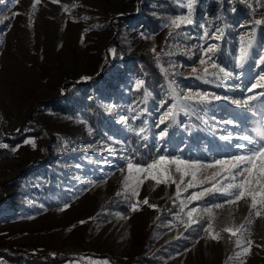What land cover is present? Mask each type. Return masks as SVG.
<instances>
[{
  "label": "rangeland",
  "instance_id": "1",
  "mask_svg": "<svg viewBox=\"0 0 264 264\" xmlns=\"http://www.w3.org/2000/svg\"><path fill=\"white\" fill-rule=\"evenodd\" d=\"M33 2L0 3V138L25 123L42 127L16 144L19 150L12 156L0 158V264H14L13 252L24 257L72 254L74 259L64 264H240V259L264 264V248L255 246L264 245V216L245 224L255 244L241 258L237 237L230 245L202 238L172 248V242L185 241L180 220L187 223L192 207L198 209L194 217L208 221L203 209L212 208L216 228L225 226L230 212L228 226L245 223L249 204L216 209L225 200L218 193L187 202L179 212L182 200L210 183L188 192L182 185L173 204L174 184L145 180L140 199L147 196L157 210L140 205L132 212L131 202L117 195L129 175V159L139 165L151 162L132 160V140L152 145L156 158L208 165L246 154L247 149L236 147L248 144L241 136L259 139L264 98L249 101L251 110L232 101L264 91H248L264 76V64L258 63L264 55V25L254 24L264 18V0H196L193 23L180 28L167 25L187 14L181 6L187 0H42L35 11ZM209 45L215 46L212 60L232 76L212 68L207 57L200 64L202 49ZM242 48L248 52L243 67ZM133 53L153 58L162 76L157 94L145 85L142 62ZM138 80L144 81L139 88ZM94 99L107 115L106 125L89 120L86 106ZM169 109L176 111L175 120L165 117L161 124ZM141 127L145 132L137 135ZM164 128L167 135L160 140ZM32 138L35 149L24 144ZM213 171L219 166L206 169ZM166 203L173 210L166 220L159 219ZM65 204L70 206L61 211Z\"/></svg>",
  "mask_w": 264,
  "mask_h": 264
},
{
  "label": "snow or ice",
  "instance_id": "2",
  "mask_svg": "<svg viewBox=\"0 0 264 264\" xmlns=\"http://www.w3.org/2000/svg\"><path fill=\"white\" fill-rule=\"evenodd\" d=\"M3 0H0L2 3ZM52 3H59L60 0H51ZM42 0H34L32 4V9L35 11L36 6L41 4ZM196 3V0H187L186 4H182V7H186L188 9L187 14L180 15L175 17L170 21L168 27L172 28H180L182 24H191L193 20L191 19L193 4ZM65 10H67L68 6L64 5ZM235 11V9H233ZM15 15H19V13H14ZM87 19V17H85ZM254 24L257 26L264 25V18H256L254 20ZM30 26H31V17H30ZM88 29H85L87 32ZM208 34L205 33V36ZM218 38V37H217ZM84 37L81 36V43L83 44ZM252 47L251 41L249 42L248 48ZM110 52L115 54L114 49H110ZM155 52V49H153ZM215 52V46L209 45L206 48L202 49L203 56L200 59V64L204 65L206 63L203 57H207L211 62L212 68H219V66L212 60V54ZM242 55L240 57V66L243 67V62L246 61L248 57L247 49H241ZM258 63L264 64V55L259 57ZM196 69H193L195 72ZM205 71L207 69L205 68ZM219 71L224 74L225 77L232 76L231 72L225 71L223 68H219ZM137 87L139 88L144 84L143 80H138ZM255 89H264V76H260L259 80L256 83L252 84L248 89L249 92H252ZM199 95V94H197ZM258 97L264 98V91L257 92L256 96H249L247 100H233L232 103L245 107L248 106L249 110H251V106L249 105V101L256 99ZM185 99H192V96H186ZM217 100L220 97H215ZM226 99V98H225ZM177 107L178 106H174ZM111 111V109H109ZM176 111L173 109H169L168 112L165 113L163 117L160 119V123L163 124L165 122V117L171 118L173 121L175 120ZM262 128H264V121H262ZM145 132V128L141 127L137 135H140ZM167 135V128H164L159 133V139L163 140ZM259 139L254 138L250 135H243L240 139L247 141L248 144H237V148L247 149V153L244 155H238L231 157L229 160H216L212 164L203 165L200 161L193 160H185L177 157L167 158L163 155L158 156L157 158L151 160L147 165H139L133 164L131 159L127 164V169L129 175L125 177L123 182V192H118L117 195H123L125 200L130 201V210L132 212L140 211V205L147 206L153 210H157L158 206L151 204L147 196H145L142 200L140 199L139 192L145 180H152L156 185L160 184H174L176 189L175 197H170L173 200V204H175V200L179 198L183 185V191L188 192L189 189L202 186L205 183H210V187L203 188L202 191H194L191 192L186 200H182L179 206V212L183 213L185 207H187V202L199 201L202 200L206 195L220 194L225 197L224 203H217L213 207L216 209L224 208L225 204L227 205H238L241 201L249 204V215L245 217V223H242L238 226H228L231 225V212L230 218L225 222V226L219 228V231L215 233L212 232L213 223L212 220H215V216L213 214L212 208H204L203 212L208 214L209 222L207 226L202 227V231L205 232L206 238L210 237L212 240L219 242L223 237H221L220 233L224 232L228 234L229 241L232 240V237H237L234 241L235 246L240 248V251L237 253V258H241L250 254L251 248L255 244L253 240L248 238L250 233H248L247 228H245V224H251L253 222L252 217H262L264 216V131H259L257 133ZM147 139V136L143 137ZM225 140H229V137H223ZM24 144L30 145L33 149L36 148L35 139H25ZM9 145L6 143H0V149H8ZM19 150V146L13 147L11 151L13 153ZM174 166V167H173ZM219 166V171H213L211 173H207L206 169L216 168ZM133 170L135 174H133ZM178 174V176H177ZM198 174L201 179H197ZM191 177L187 182H185L186 177ZM223 181H227L224 183ZM155 188H153V191ZM250 201V203H249ZM70 205L65 204L64 208L61 211L68 208ZM194 213H198V209L196 207L190 208L186 212L187 223L184 220H180L182 224L185 225V231H187L193 224H200L201 220L204 219L203 215H197L194 217ZM119 215V214H117ZM121 219H127V217H120ZM177 218H179V214L177 213ZM81 224L86 223V221H80ZM239 234V235H238ZM256 247L264 248V245L256 244ZM54 255V254H53ZM104 264H108L107 261ZM240 264H244L243 259H240Z\"/></svg>",
  "mask_w": 264,
  "mask_h": 264
},
{
  "label": "trees",
  "instance_id": "3",
  "mask_svg": "<svg viewBox=\"0 0 264 264\" xmlns=\"http://www.w3.org/2000/svg\"><path fill=\"white\" fill-rule=\"evenodd\" d=\"M133 55L136 56V59L138 58L140 62H142L140 65V69H142V71L146 74L145 85L148 84L146 85L147 88L157 94V91L155 90L157 85L162 82V76L157 66L154 64L153 58L145 53H133ZM129 98H131V96ZM86 109L88 112L89 120L93 125L96 126V123H99V121H104V124L106 125V123L108 122L107 115L101 109L100 105L97 101H95V99L87 103ZM26 124L27 123L20 125L15 131L4 132L3 137L0 138V143L8 144L9 148L0 149V158L12 156L13 152L11 151V149L19 142H22L26 136L34 135L36 132H42V127L39 124ZM131 138L137 139L134 137ZM130 144L129 154L132 160L137 163H147L155 159L157 156V151L153 148V146L147 144L144 141L132 140ZM171 210H173L172 207H170V205L166 203L160 212L159 219L166 220ZM208 222L209 221L207 219H203L201 220L200 224H193L185 232V241L181 243H177L179 241L172 242V248L186 244L192 246L197 240L202 238L210 239V237L206 238L205 232L202 231V227L207 226ZM214 230L219 231V228L213 227L212 232ZM220 235L221 237H223L221 241L224 244H231L226 233L221 232ZM23 257V255L21 256L17 252H13L10 256L14 264H64L66 261L74 259V256L72 254L70 256L58 255L57 257L47 255H29L24 258Z\"/></svg>",
  "mask_w": 264,
  "mask_h": 264
}]
</instances>
